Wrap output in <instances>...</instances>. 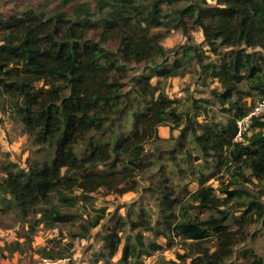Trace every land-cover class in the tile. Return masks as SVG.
Listing matches in <instances>:
<instances>
[{
	"label": "trees",
	"instance_id": "16d2710c",
	"mask_svg": "<svg viewBox=\"0 0 264 264\" xmlns=\"http://www.w3.org/2000/svg\"><path fill=\"white\" fill-rule=\"evenodd\" d=\"M57 1L0 13V112L46 151L28 168L0 163L1 210L32 218L26 243L39 227L61 236L68 227L66 243L36 249L58 260L103 227L108 207L95 193L141 191L103 228L92 264H143L178 242L180 261L157 264H228L264 222V118L253 116L251 134L236 139L237 121L264 100V0ZM172 29L187 37L180 50L163 44ZM190 30L203 42L192 43ZM193 62L219 87L192 98L191 113L165 81L191 73ZM216 104L225 121L210 115ZM162 125L180 130L172 142ZM238 255L264 264L253 246Z\"/></svg>",
	"mask_w": 264,
	"mask_h": 264
},
{
	"label": "rangeland",
	"instance_id": "374dc122",
	"mask_svg": "<svg viewBox=\"0 0 264 264\" xmlns=\"http://www.w3.org/2000/svg\"><path fill=\"white\" fill-rule=\"evenodd\" d=\"M17 1H20V3H17ZM29 1H31V3H38L41 1L49 2L50 7H55L58 4L57 0H0V13L5 15L16 14L24 8L25 5L22 3H27ZM209 1L215 2L216 0ZM190 34L192 43L203 42L204 36L201 30H190ZM186 43L187 37L181 30L175 29H172L163 41L167 49L178 48L180 50L181 46ZM207 53L209 52L207 51ZM212 56L214 57L215 55L212 54ZM203 77L204 75L200 66L194 63L191 73L183 77H170L165 81L166 92L170 97L180 99L183 104L182 108L188 109L193 113L194 103H192V98H212L210 90L219 87L217 82H211L209 76ZM246 101L248 105H251L253 103V97H247ZM210 109H212L210 115L215 114L218 120L221 119L225 121V112L220 110L218 104L211 105ZM201 118L203 117L200 116L199 119ZM158 131L160 136L169 138L170 142H172L171 136L177 137L180 132L179 129L171 131L167 125L160 126ZM251 131L252 130L247 132V135H250ZM45 154V150H39L38 146L34 144L33 137L22 130V125L19 122H15L8 113L4 114L0 112V163L11 160L21 167L28 168L34 160L44 158ZM142 183L145 184L146 182L142 181ZM209 183L217 187L219 181L217 179H211ZM254 184L252 187H255ZM197 187L198 184L196 181L189 183V188L191 190H195ZM140 193L141 191H129L120 195L107 193L105 190L95 193L96 205H105L108 207L107 211L109 215L103 221V227L99 225L94 228L92 230V237L89 239H77L75 246L70 251L69 255L71 256L58 260L43 258L36 249L40 246L52 247L53 244L59 241H62L61 245L66 243L68 238L65 235L68 234V227L62 228V236L58 228L39 227L37 232L32 236L31 241L26 243L24 237L20 235L25 233L28 223L32 221V218L26 223H21L14 218L12 212H3L0 208V264H92V260L96 257V253L101 249L100 233L104 230L103 228L115 221L113 215L117 217L118 215L125 216L131 203L140 197ZM249 231L252 232L251 239L246 243H241L236 246V252L233 258L229 260L228 264H243L240 255H238V251H240L243 246H253L264 258V222L254 223L249 228ZM60 237V240L52 242L53 239ZM159 242L164 244L165 239L160 238ZM55 249H58V247L55 246ZM183 252L184 249L178 242L174 246L156 251L152 255H144L142 260L143 264H157L161 258L168 260L172 259L179 262L180 260L177 257V253ZM119 255V253L115 255L113 261H116ZM99 263H101V261H99L98 264ZM186 263L189 264L190 259H187Z\"/></svg>",
	"mask_w": 264,
	"mask_h": 264
},
{
	"label": "built area",
	"instance_id": "2783aa9c",
	"mask_svg": "<svg viewBox=\"0 0 264 264\" xmlns=\"http://www.w3.org/2000/svg\"><path fill=\"white\" fill-rule=\"evenodd\" d=\"M253 116H262L264 118V100L259 101L253 107L251 112L247 114L244 118L237 121L238 125V134L236 139L242 140L245 133L249 132L252 128V117Z\"/></svg>",
	"mask_w": 264,
	"mask_h": 264
},
{
	"label": "crops",
	"instance_id": "0c3cea01",
	"mask_svg": "<svg viewBox=\"0 0 264 264\" xmlns=\"http://www.w3.org/2000/svg\"><path fill=\"white\" fill-rule=\"evenodd\" d=\"M64 259V258H63ZM63 261H65V260H63Z\"/></svg>",
	"mask_w": 264,
	"mask_h": 264
}]
</instances>
